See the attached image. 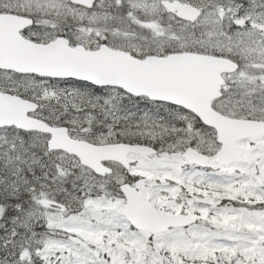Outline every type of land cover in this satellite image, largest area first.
<instances>
[{
	"label": "snow or ice",
	"instance_id": "1",
	"mask_svg": "<svg viewBox=\"0 0 264 264\" xmlns=\"http://www.w3.org/2000/svg\"><path fill=\"white\" fill-rule=\"evenodd\" d=\"M0 264H264V0H0Z\"/></svg>",
	"mask_w": 264,
	"mask_h": 264
}]
</instances>
